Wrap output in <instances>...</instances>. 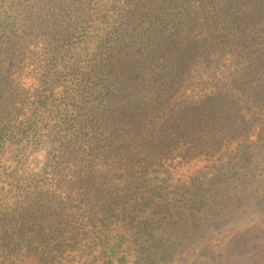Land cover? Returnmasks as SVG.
Listing matches in <instances>:
<instances>
[{
	"label": "trees",
	"instance_id": "1",
	"mask_svg": "<svg viewBox=\"0 0 264 264\" xmlns=\"http://www.w3.org/2000/svg\"><path fill=\"white\" fill-rule=\"evenodd\" d=\"M45 6L0 21V264H127L137 247L168 264L157 230L264 140V0Z\"/></svg>",
	"mask_w": 264,
	"mask_h": 264
},
{
	"label": "rangeland",
	"instance_id": "2",
	"mask_svg": "<svg viewBox=\"0 0 264 264\" xmlns=\"http://www.w3.org/2000/svg\"><path fill=\"white\" fill-rule=\"evenodd\" d=\"M47 2L0 0V21L5 29L8 24L16 29L23 19V9L39 11ZM3 33L0 29V35ZM248 151L249 162L231 160L206 194L180 204L173 224L166 231L157 230L173 247L168 264H264V140ZM44 156L43 152L33 154L31 169L38 170ZM6 157L0 160V188L15 166ZM195 203L197 210L192 213L190 206ZM135 250L139 256L127 264H143L140 248Z\"/></svg>",
	"mask_w": 264,
	"mask_h": 264
}]
</instances>
